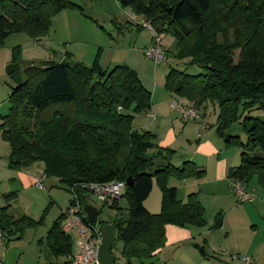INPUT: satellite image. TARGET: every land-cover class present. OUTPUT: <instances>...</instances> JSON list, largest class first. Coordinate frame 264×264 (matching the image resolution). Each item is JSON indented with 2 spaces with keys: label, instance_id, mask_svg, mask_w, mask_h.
<instances>
[{
  "label": "trees",
  "instance_id": "trees-1",
  "mask_svg": "<svg viewBox=\"0 0 264 264\" xmlns=\"http://www.w3.org/2000/svg\"><path fill=\"white\" fill-rule=\"evenodd\" d=\"M116 1L145 17L158 35L170 34L176 60L188 59L201 68L192 74L170 67L164 88L198 109L207 103L215 107L216 133L225 146L241 148L239 163L227 171L230 182L245 185L255 177L264 185V119L252 115L264 111V0ZM66 9L82 11L72 0H0V46L12 33L40 39ZM20 51L19 45L12 48V61ZM100 52L99 47L90 66L66 52L60 62L24 67L23 78L8 96V112L0 117V136L9 145L7 167L21 170L37 164L38 177L57 178L70 194H77L81 205L88 203L85 184L130 178L131 185L119 197L127 201V216L111 222L115 241L122 243L124 264H151L145 261L164 246L165 225L206 224L197 193L180 202L176 188L168 185L169 178H201L204 171L188 160L171 164L172 149L156 146L150 131L132 127L134 116L150 109L151 92L126 63L103 69ZM57 103L66 106L45 113ZM235 123L244 141L231 133ZM154 181L162 191L157 213L144 206ZM73 203L71 198L69 206ZM104 204L118 208L117 199ZM8 207H0L6 240L40 222L26 214L14 217ZM65 216L62 212L47 230V249L54 257L72 253V239L61 228ZM194 246L205 255L204 246Z\"/></svg>",
  "mask_w": 264,
  "mask_h": 264
},
{
  "label": "rangeland",
  "instance_id": "rangeland-1",
  "mask_svg": "<svg viewBox=\"0 0 264 264\" xmlns=\"http://www.w3.org/2000/svg\"><path fill=\"white\" fill-rule=\"evenodd\" d=\"M73 1H80L83 4L84 10L87 11V7H85L84 3H87V0H73ZM81 4V5H82ZM82 7V9H83ZM127 9H130L127 7ZM70 10V9H66ZM64 15V14H62ZM136 15L131 11V14H128V19L130 23L133 25H129L126 29L120 30L116 27V24L113 22L103 24V26H99V31L103 35L101 39L107 41V37L113 36H121L123 38V42L126 45H133L136 44L137 46H142L146 44L149 39L151 41V33L145 28H137V26L131 21V17ZM63 17V16H61ZM54 19V18H53ZM66 20L68 18H62L54 24V27L51 23V28L49 29L48 33L41 37L38 41L31 39L24 33L27 37L28 41L24 43H12L13 46H20L21 51L19 56L12 61L11 49H9V54H7V50L5 47H9L7 43H5L6 38L2 46H0V114H6L8 112V108L10 102L8 101V96L11 93V90L14 86H16L17 81L20 78H23V69L25 66L29 64L33 65H41L45 58H47V54L49 53L50 58H56V53L63 51L64 48L69 49L68 44L73 48L77 46L78 43L84 44V52L80 53L82 56L83 62L82 63L86 66H90L93 63V59L97 50L99 49V45H95V48H90L91 43L87 44L85 39L83 38V34H86L84 31L85 28L75 24L73 26H69ZM76 21L71 20V22ZM125 23L124 25H126ZM128 25V24H127ZM75 27L73 33L77 30L81 32L80 37L71 34L70 32ZM104 34H103V33ZM11 35V34H10ZM76 37L75 41H71V38ZM161 37V44L163 50L166 54L165 60L161 63L155 65L147 58L139 57L140 61L146 63L144 73L147 77L151 79V81L155 82L157 85V91H162L163 93L167 92L164 88L165 82V75L170 67H176L179 69H185L187 72L196 74L201 72V68L197 65H191L187 62L188 59L176 60L173 56V38L168 33H162ZM32 40V41H31ZM95 41V40H92ZM15 44V45H14ZM12 47V46H11ZM98 47V48H97ZM101 48V47H100ZM70 50V49H69ZM92 50V52H91ZM102 51V48H101ZM64 53V52H63ZM101 55V52H100ZM8 64L16 65V69L13 73H7L6 67ZM169 94V92H167ZM174 97L171 98V100ZM171 102V101H170ZM63 105L66 106L64 103H57L52 104L45 113H50L53 109H60ZM170 105V104H169ZM171 107V106H170ZM169 110L171 114L175 115V109L170 108ZM207 110V122L214 123L216 121V112L215 108L212 106L211 103L205 104L204 108H200ZM175 110V111H174ZM200 112V113H201ZM177 113V111H176ZM178 115V114H177ZM252 115L258 116L264 119V111L263 110H254ZM177 122L179 124L182 121L179 117H176ZM184 122V121H182ZM206 122V121H204ZM206 129V128H204ZM209 129V128H207ZM231 133L240 134L241 139L245 140V135L240 130L238 124H233L230 128ZM214 131H216L214 129ZM1 137V136H0ZM1 139V138H0ZM155 142V137L153 138ZM2 145L0 147V164L6 162L7 155L9 154V145L7 141L1 139ZM177 146V145H175ZM179 148V147H178ZM224 151H228L232 154L233 157L237 159L238 162L240 157L241 148L236 145L225 146L224 144ZM181 152V150L179 151ZM256 154H261L258 150L255 151ZM180 154V153H178ZM176 155V154H173ZM173 157V156H172ZM176 156L173 157V161L176 162ZM158 162V159H157ZM237 164V163H234ZM4 167V166H3ZM4 169V168H3ZM6 169V168H5ZM40 166L37 164L32 165L28 168V172L24 171V176L26 177L25 188L15 197L10 195V199H6L2 196L3 193H9L10 188H6L7 183L10 181V178L17 177V172H13V175L5 178L4 184L0 187V206L8 205L9 203L13 207L12 214H24L26 212L33 218L35 221H40L38 224L25 228L22 232L21 236L18 237L10 236L8 240H5V244L0 247V258L2 259V264H71L69 263L70 254L65 256H52L47 249V230L50 228L51 224L56 220V218L65 211L66 207L69 206V201L71 199L70 193L64 188V186L57 180V178L51 177H43L42 178V188H38L36 186V181L38 180L36 174L39 171ZM16 171V170H14ZM32 176L34 179H28L27 175ZM19 176V175H18ZM36 176V177H35ZM9 178V180H8ZM175 178H169V184L176 183ZM20 180V179H19ZM250 188L251 186H255L256 189L254 192L248 191L253 195V201H244L239 202L235 195L232 196V199L225 202L224 204L221 200H217L215 197L206 196L204 202L201 203L204 206V217L206 222L209 224V228L211 231H214V240L212 241V248L210 249L208 246H204L201 243L200 239L197 240L199 245L204 246L206 248L205 255H201L200 251L198 253L201 257H204V260H200L201 263H198L196 259L191 255L192 248H185L183 247V252L187 253L186 261L188 264H239V262L233 258V256H241V250H244L247 246L254 245L258 243L261 238L264 237V185H260L256 183V178L254 177L252 180L249 181L247 184ZM245 187V185H244ZM233 193V191H232ZM161 197L162 191L159 187V184L154 181L153 188L151 193L149 194L148 198L145 201V204L151 210H154L158 207L160 203L161 206ZM14 200V201H13ZM120 207L125 202V198H121L120 200ZM88 203L93 205L100 211V214L97 217V224L96 226H101L102 223L99 222H107L111 223L115 219L125 218L127 216L126 206L122 208H112L109 204H104L97 202L93 196H89ZM122 204V205H121ZM259 206L260 209V216L263 218H259L262 222L257 221L256 216V209L255 205ZM155 205V206H154ZM9 206V205H8ZM83 206V204H82ZM223 206V211H216L215 208ZM215 212H220L218 215ZM223 214H227L226 218L229 221L230 225L233 228V231H230L226 235V240H224V230L221 228H215L214 225L217 219L221 220V216ZM257 215V214H256ZM253 224H258V230ZM170 225V224H167ZM173 225V224H172ZM182 230L181 228H175ZM225 237V236H224ZM201 243V244H200ZM166 244V240H165ZM164 244V246H165ZM122 243L120 241H114L111 250L115 256V262L118 264H124V257L120 253ZM264 244L261 246V251L263 252ZM72 251H74V246L72 245ZM213 252V253H212ZM197 252H195L196 254ZM198 253L196 254L198 257ZM249 255V254H248ZM215 256V258L211 257ZM177 261V262H176ZM171 262V264H180L181 261L176 260ZM184 261V260H183ZM185 262V261H184ZM260 264H264V253H262V258L260 259Z\"/></svg>",
  "mask_w": 264,
  "mask_h": 264
},
{
  "label": "crops",
  "instance_id": "crops-1",
  "mask_svg": "<svg viewBox=\"0 0 264 264\" xmlns=\"http://www.w3.org/2000/svg\"><path fill=\"white\" fill-rule=\"evenodd\" d=\"M87 1H88L87 3H84L85 7H87V11L84 10L82 2L73 1L76 4H80V5L82 4L81 5V7H83L82 11L63 10L60 13H58L54 17V19H52V25L54 27V24L56 22L66 17L67 19L68 18L70 19V21L66 20L69 26L78 24L84 27L85 28L84 31L86 32V34H83L82 39L88 41L86 42L87 44L91 43L92 46H90V48L92 49L95 48V45H99L98 47L102 48L101 55L99 58V64L103 69L111 68L113 65L118 63H126L131 69L136 71V73L138 74L139 78L142 81V84L151 92L150 109L142 114L135 115L133 118L132 127L135 130H139V131L141 130L150 131L151 133L154 134L155 140L157 141L155 142L153 139V142L156 144V146L172 149L174 151V154H176L173 155V157L176 156L177 159L175 162L173 161V157H171L170 159L171 164L175 166H180L184 161L188 160V161H192L198 169H202L204 171V175L201 178H187L184 180L173 179L176 180V183L170 184L169 186H174L176 188V199L180 202H184L186 200L187 195L189 193H194V192L197 193V197L200 203L204 202L206 196L215 197L217 200H221L223 204L229 201L230 199H232V196L235 194L234 192L232 193L230 179H228L227 177V171L230 167L236 166L239 163L240 157L238 162H235L237 161V159L233 157L232 154L229 156L230 153L228 151H224V142L222 138L219 137V135L216 133V131H214L215 122L211 124V122H207L206 120L207 119L206 108L202 109L203 110L202 112L199 109V112H201L200 113L201 120L199 121L190 120V121L182 122L183 120L179 117V115H177L178 113H176L175 110H174L175 115L171 114L169 110L170 107L169 104L171 98L175 97L176 95L172 93L168 94L167 93L168 91L165 93H163L162 91H157L158 86L155 85V82L151 81V79L147 77L144 73L146 63L145 62L143 63L139 59V57H143V58L145 57L143 54V50L145 47H147L150 44V39L146 44L142 46L141 45L137 46L136 44H133L131 46L124 44V42L122 41L123 38H121L120 34L118 37L113 35L111 37H107V39L109 38L107 41L101 39V36L103 35L99 31V26H103V24L106 23L109 24L110 22L111 23L113 22L114 24H116V27L120 30V32L122 27L123 29H126L129 25H133L132 23L128 22L129 21L128 14H131V10L127 8H121L116 0H87ZM74 19L76 21L71 22V20ZM125 23H127L128 25L127 24L124 25ZM137 28L139 27L137 26ZM74 29L75 27L70 33L76 35L77 37H80L81 32L77 30L75 33H73ZM28 39L26 36L21 35V33H12L11 35L8 36L3 46L7 43L9 47H5V48L7 50V54H9L8 53L9 49L14 47L12 43H16V44L24 43L28 41ZM75 40L76 37L71 38V41H75ZM68 47L70 50L64 48L63 51L56 53L57 57L53 59L50 58L48 53L47 58H45L44 61L53 60L56 62H60L64 59L65 53L68 52L70 53L71 59L73 61L86 63L83 62L82 56L80 55V53L84 52V49L86 48L84 47V44H81L80 42L77 44V46H74L73 48H70L72 46L68 44ZM179 98L184 101L186 100L181 97ZM1 115L3 114H0V117ZM176 117H179L182 120L179 122V124L177 122ZM3 146L5 145H2V142H0V147L3 148ZM180 150L181 152H179ZM154 151L155 148L149 150L150 153H153ZM158 162H160V157H158ZM24 171L28 172V169H21L16 171L9 169L7 167V159L4 165L3 163L0 164V187L4 184L6 177L13 175V172H17L16 173L17 177L12 176V178H10V181L6 185V188H10V190L9 193L2 194L4 198L9 200L10 195L15 197L25 188L26 177L24 176ZM39 171L36 174L37 178ZM26 175L28 179L30 180L34 179L32 176L28 174ZM169 182L170 181H168V184ZM247 184H245L246 191L248 190L254 192L256 190L254 188L255 186L252 185L250 188ZM146 199L144 200V206L147 208V210L152 213L159 212L160 203L158 204L157 208L151 210L145 204ZM120 200L121 198L117 199L118 208H122L127 205L126 206V211H127V207H128L127 201L125 200L123 205L121 204L122 206L120 207V202H121ZM251 201H253V195ZM239 202H244V201H239ZM8 205H9L8 213L13 215L14 217H18L19 215H21V213L15 215L12 214L10 211H12L13 207L11 206L10 203ZM67 207L65 211L67 210ZM215 209L216 211H223V206H219ZM255 209L257 215L255 214L254 216H256L258 223L262 222L259 219L263 217L260 216L261 211L259 209L258 204L255 205ZM23 213L29 216V214H27L26 212ZM218 213L216 215H218ZM219 215L221 216V214ZM226 216L227 214L226 215L223 214L221 216V223L220 226L218 227L221 228V230H224V235H223L224 240H226V235L230 231H233V228L230 225L229 221L227 220ZM253 225L256 227L257 230L259 229L257 226L258 224H253ZM175 228H181L182 230ZM164 230H165V240H166L165 246L156 250L153 253L152 258L145 261L146 263L150 262L151 264H171V262L179 260L181 261L180 264H188L185 257L187 253L183 252L182 250L183 245L185 248L187 247L192 248L191 250H194V253L192 251L191 255L194 257V259L197 260L198 263H201L200 260L203 261L204 257L200 256V254L198 253L199 250L194 246V243H197V240L199 239L201 243L204 244V246L206 247L208 246L210 249H213L212 241L214 240L215 234L214 231H211L212 229L210 230L208 222H206L204 226L188 225L185 227H179L170 224V225H165ZM263 244H264V237L261 238V240L258 243L247 246L244 250H241L242 254L244 253L253 256L255 264H260L262 253H264V248H263V252L261 251V246ZM204 251H206V248L204 249ZM195 252L198 253L199 257L196 255L197 253L195 254ZM211 257L215 258V256H211ZM1 260L2 259L0 258V264H2ZM67 261H70V258Z\"/></svg>",
  "mask_w": 264,
  "mask_h": 264
},
{
  "label": "built area",
  "instance_id": "built-area-1",
  "mask_svg": "<svg viewBox=\"0 0 264 264\" xmlns=\"http://www.w3.org/2000/svg\"><path fill=\"white\" fill-rule=\"evenodd\" d=\"M131 21L151 33L150 44L143 50L144 56L155 65L165 60L166 54L161 44V37L154 31L151 23L145 17L139 15H133ZM170 106L177 111L183 121L201 120L199 109L177 96L171 100ZM42 178L43 176H40L36 181L38 188L43 187ZM230 183L238 201L252 200L251 193L246 191L244 184L240 180H232ZM84 186L87 188V199L91 195L99 203H109L113 199H118L127 185L125 181L113 180L108 182H90ZM70 195L74 203L65 211L66 216L61 224L62 231L69 234L74 246L70 262L71 264H100L98 248L103 238L100 226L93 225L87 220L85 213L82 211V205L77 200V194L73 190H71ZM5 240V231L0 226V247L5 243ZM233 258L239 264H255L254 257L251 255L244 254L233 256Z\"/></svg>",
  "mask_w": 264,
  "mask_h": 264
},
{
  "label": "water",
  "instance_id": "water-1",
  "mask_svg": "<svg viewBox=\"0 0 264 264\" xmlns=\"http://www.w3.org/2000/svg\"><path fill=\"white\" fill-rule=\"evenodd\" d=\"M16 69V65L8 64L6 67L7 73H12ZM126 185H131V179H126ZM82 211L85 213L87 220L95 225L97 224L98 209L93 205L86 203L82 206ZM221 220L217 219L214 227L218 228L220 226ZM102 233V242L98 248V258L100 264H114L115 256L112 253L111 247L116 239V225L114 223H104L100 226Z\"/></svg>",
  "mask_w": 264,
  "mask_h": 264
}]
</instances>
